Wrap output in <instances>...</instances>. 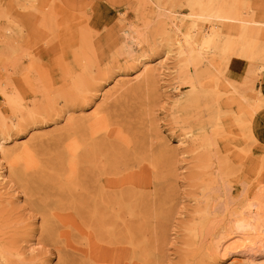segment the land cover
I'll return each instance as SVG.
<instances>
[{"label": "bare ground", "instance_id": "bare-ground-1", "mask_svg": "<svg viewBox=\"0 0 264 264\" xmlns=\"http://www.w3.org/2000/svg\"><path fill=\"white\" fill-rule=\"evenodd\" d=\"M123 4L135 8V21L110 26L96 12L47 39L59 25L52 0L0 1L7 23L0 37L9 47L8 59L0 56V92L13 117L8 124L0 116L2 179L33 212L27 220L16 212L18 198L0 197V264H32L19 244L34 231L52 264L164 263L183 175L157 124L164 54L175 56V78L189 88L172 128H183L179 135L191 145L182 263L245 264L236 248L264 247V158L233 150L234 136L217 138L230 120L257 142L251 99L264 102V27L252 19L250 0ZM34 39L42 46L24 53ZM135 40L137 50L129 45ZM49 52L58 55V81L42 70ZM9 67L17 76H6Z\"/></svg>", "mask_w": 264, "mask_h": 264}, {"label": "rangeland", "instance_id": "rangeland-1", "mask_svg": "<svg viewBox=\"0 0 264 264\" xmlns=\"http://www.w3.org/2000/svg\"><path fill=\"white\" fill-rule=\"evenodd\" d=\"M52 1L56 5L55 8L57 11V18L55 19L59 23V28L56 27L52 32L48 31L46 34H44L48 35L47 39H51L54 36H57V34H59L60 31L67 25H73L78 22L80 23L85 20H89L92 15L96 12L105 15L107 17V20L109 21L110 26L114 24H128L135 21V8L133 10L128 11L125 8L126 6L123 4L124 0ZM3 2H5V0H3ZM250 3L254 8V11L252 13V19L257 22L256 25L264 27V0H250ZM177 9L180 10L182 14H186L188 12L184 7H178ZM6 24V19L0 18V30L2 29V26L4 27V25ZM92 31L100 35L103 33L104 29L97 25L96 28H93ZM119 35H122V33H120ZM237 37V35L232 36V38ZM262 43H264V40L262 41ZM41 44H43V41L37 42V40L34 39L30 43L24 44L21 49L24 53L28 54L29 52L32 53L37 51L42 46ZM129 45L133 47L134 50L138 49L136 40L129 42ZM8 55V43L0 37V56L5 58L6 60L8 59ZM57 56V52H49V55H46L44 57V67L42 68L43 71L49 73V75L56 81L59 80L60 76L59 68L57 66ZM161 60H163L164 67L159 71L160 99L155 108L157 115V124L159 125L160 130L163 132V136L168 137L171 146L176 148L177 152L179 153V158L181 159L180 166L182 167H180L181 169L179 173H183V175H180L181 198L177 205V208L173 213L170 227L168 228L167 234L163 242V250L165 252L163 264H183L182 225L188 220V215L191 213V207L193 205V202L188 199V195L185 191L187 187L188 178L185 180V185L182 179L187 173H189V170H187L186 167L192 165L190 152L191 145L187 141L183 142L182 137L179 135L183 128H176V131H173L172 128L178 125L176 123L179 119L180 111L177 106L180 105L183 102L181 100L183 98L185 99V97L187 96L189 88L179 85L177 79L175 78V56L172 54H164ZM14 71L15 70L13 69V67H9V71L8 73H6V76L8 74H11L12 76H17ZM262 78H264V73L261 76V79ZM37 83L40 87L42 86L40 82ZM38 99L40 102L42 101L41 96H39ZM25 102L26 104H29L35 101L33 98H28ZM251 103L254 108V114L252 117V128L254 133L256 134L257 142L254 143L252 141H247L242 138V135H240V127L232 124L230 120L227 121V125L224 126L225 131L218 132L217 138L220 139V141H226L227 138L223 139L225 136H234L232 138H229L231 148L233 150L238 151L244 155L246 154L249 157L254 155L261 160L262 158H264V102L257 99V97H252ZM6 107L7 105L5 103L4 95L0 92V109L2 111L0 113V116L4 117L5 121L8 124H11L13 120L12 113L8 112L6 110ZM191 111L192 109L183 111L184 117L187 115V113ZM237 112V107L235 108L234 112H232V114L229 112H224L222 115L223 119L228 118L230 116L232 117ZM183 125H185V123ZM239 163H237L236 166H239ZM5 173L6 164L5 161L0 157V197L14 196L18 198L14 203L16 212L21 213L19 215L23 214V217L29 220L28 218L30 214H33V212H29L28 206L24 204L23 197H21L20 194L14 192V184L11 183L8 178L2 179V176H4ZM261 177V185L264 188V173ZM256 191L257 189L253 192L251 197H254ZM26 209H28V211H26ZM32 223L33 228H38L40 223L39 216H36ZM38 237L39 233L37 231H34V233L29 234L28 237H26V239L19 244L22 257L28 259V261L34 260L32 264H40V262L44 261L45 258H49V262H47L46 264H52L55 258L54 254H49L48 251H46L50 249L48 248L49 246H46L44 244H38ZM234 254L237 257L242 258L245 264H264V247L254 246L251 249L240 247L234 250ZM229 257L232 256L230 255Z\"/></svg>", "mask_w": 264, "mask_h": 264}]
</instances>
